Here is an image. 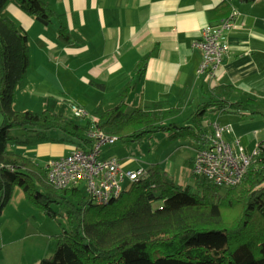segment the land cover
I'll use <instances>...</instances> for the list:
<instances>
[{
	"label": "trees",
	"instance_id": "trees-1",
	"mask_svg": "<svg viewBox=\"0 0 264 264\" xmlns=\"http://www.w3.org/2000/svg\"><path fill=\"white\" fill-rule=\"evenodd\" d=\"M17 1L43 24L57 19L58 36L64 42L80 40L50 0ZM7 2L0 0V213L19 186L29 202L48 216L57 214L51 202L65 204L71 224L56 235L54 252L38 264H264V139L254 153L247 151L239 137L226 139L229 129L224 130L226 140L238 138L244 151L252 155L235 184H218L193 169L196 152L210 143L212 128L207 131L208 123L203 121L207 110L242 108L244 112L243 101L229 99L233 87L214 86L209 98L189 113L192 118L187 124L171 120L182 113V101L170 105L156 100L149 107L126 110V96L134 86L131 81L110 96L115 104L94 107L85 124L50 109H15V92L27 82L30 45L27 32L13 18L3 15ZM148 59L149 53L138 61L139 74L145 72ZM89 124L115 134L117 140L135 141L158 130H171V136L192 134L197 148L190 158L191 174L197 189L166 179L161 165L152 163L131 180L129 189L98 203L87 191L82 192L81 185L55 187L43 165L7 146L20 140L11 133L14 128L36 131L38 138L57 129L78 139L77 143L88 144ZM36 178L47 184V193L35 187ZM69 195L76 198V203L69 200ZM152 197L162 199V204L153 207Z\"/></svg>",
	"mask_w": 264,
	"mask_h": 264
},
{
	"label": "crops",
	"instance_id": "crops-1",
	"mask_svg": "<svg viewBox=\"0 0 264 264\" xmlns=\"http://www.w3.org/2000/svg\"><path fill=\"white\" fill-rule=\"evenodd\" d=\"M16 1L8 0L2 13L27 32L30 67L27 82L15 92L14 108L28 109L31 103L17 108V92L34 94V101H41L42 110L50 109L46 98H56L55 105L63 107L60 102L66 98L56 94L61 92L73 99L67 100L70 103L68 111L71 112V104L75 103L87 107L90 115L96 106L108 108L115 104L110 96L127 81L134 82V86L126 96V110L134 106L149 107L156 100H165L170 105L193 101L196 106L209 98L214 86L227 84L233 87L229 99L243 101L244 112L242 108L238 111L212 108L216 112L208 116L207 131L211 130L212 123L221 124L219 120H225L223 124L230 125L225 138L230 141L236 137L244 139L242 142L248 148L245 133L237 129L244 128L241 125L246 113L264 114V109L260 110L258 105L264 106V0H50L57 13L64 14L67 26L79 36L80 40L73 43L64 42L58 36L57 19L43 24ZM233 9L237 13L232 27L224 32L226 51L218 75L206 80L197 71L202 55L193 41L200 37L204 26L217 24ZM148 53L145 72L139 74L137 63ZM69 75L75 76L77 81L70 88L78 89L80 94L67 90L74 80L69 79ZM79 81L83 86H78ZM81 118L76 121L85 124V117ZM20 140L16 142L25 143ZM77 145L81 143H75ZM35 148L26 145L20 153L45 167L52 158L51 153L69 152L72 147L62 150L51 144L31 150ZM196 148L195 145L194 150ZM38 159H42V163ZM122 163L133 168L131 166L138 161L128 158ZM13 192L0 213L6 224L10 219L3 211L9 204L11 206ZM16 197L26 200L24 193H17ZM10 210L20 214V210L14 208L7 213ZM1 225L0 234L4 235L6 226ZM21 239L22 236L11 234L2 240L0 264H9L11 254H14L12 264H28L29 260L38 264L49 250L48 244L24 245L25 239Z\"/></svg>",
	"mask_w": 264,
	"mask_h": 264
},
{
	"label": "rangeland",
	"instance_id": "rangeland-1",
	"mask_svg": "<svg viewBox=\"0 0 264 264\" xmlns=\"http://www.w3.org/2000/svg\"><path fill=\"white\" fill-rule=\"evenodd\" d=\"M17 2V1H16ZM19 4V2H17ZM5 14V13H4ZM3 14V15H4ZM81 76V75H80ZM69 79H74L71 81V85L67 89L68 91H72L74 94H80V91L78 89L73 88L71 89L73 84H75L77 81L75 80V76H68ZM75 82V83H74ZM78 86H83V83L79 81ZM38 93L42 94V90H37ZM58 97L60 98H66V101L62 100L63 107L61 105L56 106V98H46L49 102V107L53 111L60 112L61 114L67 115L69 118H73L75 120H81V117L74 116V113L71 108V112L68 111V105H70L69 101L73 100L71 97H68L67 93H61L56 92ZM16 104L15 106L20 108L23 105H26L30 103V106L28 109L31 110H42L41 101L36 102L34 101L36 99V96L34 94H31V92L22 93L19 94L16 93ZM44 98V97H43ZM69 100V101H67ZM85 101V100H84ZM68 102V103H67ZM182 105V114H178L174 116L171 120L178 122V124H187L191 123V116L190 112L195 108V104L193 101H183ZM172 105H176L172 104ZM259 105L260 110L264 109L263 105ZM252 107V106H251ZM251 107L249 109L251 110ZM254 108L258 106H253ZM252 107V108H253ZM87 108V107H86ZM128 108V107H127ZM16 109V108H15ZM129 110V108L127 109ZM216 112L213 109H208L205 116L203 117L204 123L207 125L209 114ZM189 115V117H188ZM210 120H213L212 118ZM245 121L243 125H241L244 128L237 129L240 133H245V139L248 143L247 151L252 152L258 142L262 141L264 139V114L262 113H246V116L243 118ZM221 124L225 122V120L220 119L219 120ZM2 122V116L0 114V123ZM49 131V132H48ZM47 132H44L40 138L37 137L36 131L34 132H28L23 131L19 129H12V134H17L19 138H24L25 143H17V142H9L8 148H11L17 152H22L23 147L26 145L29 146V148L36 147V150L40 146H44V148L50 146L52 144V147L58 148L62 147V150L67 147L74 148L75 143L78 142V139L71 138L69 136H66L63 132H58V130L50 129ZM172 132L171 130H158L150 134H145L138 140H131L127 138H120L118 139L114 144L111 145H103L101 147L102 153L101 156L103 157H109L114 156L120 158L121 161H125L128 158H132L135 161H138V164H135L134 166H131L133 168H136L137 166L142 168H147L152 163H158L161 165L162 169L164 170V176L166 179L170 181H174L176 183H179L183 186L187 184H191L192 188L196 190L194 184V179L191 174V160L190 157L194 153V146L196 144V139L194 136L190 133L186 134H176L174 136H171ZM244 142V139H242ZM50 144V145H49ZM27 148V147H26ZM43 149V148H42ZM70 149V150H71ZM31 152V151H30ZM29 152V153H30ZM68 152V151H67ZM67 152L57 153L54 154L51 153V157H56L61 154H65ZM38 162L42 163V159H38ZM34 185L37 189L41 190L42 192L48 191V187L46 183L40 182L37 178L35 179ZM132 185V181L128 178H126L123 182L122 188L123 189H129ZM81 190L85 194L86 190L83 185H81ZM17 193H24L21 189V187L17 186L14 189L13 192V199L11 206H7L6 209L3 211V215H8L10 219V223L6 224L5 219L3 217H0V223L5 225L6 228L4 229V235L0 234V248L1 244H3L2 240H6L7 237H9L11 234L14 236H22L21 240H24V245L26 244H37V245H47L49 246V250L45 253V256L51 255L57 245V238L56 235L61 232L62 228H70L71 224L65 209V204L63 203H57V202H51V205L54 207V209L57 211L56 217L48 216L47 214H44V212L41 210V208L34 206L29 202L27 198L24 200L23 197H16ZM25 195V193H24ZM152 199V206L153 207H159L162 204V199L160 198H151ZM69 200L73 203H76V198L72 195H69ZM27 201V202H26ZM22 202H24L22 204ZM16 205V207H15ZM19 207H18V206ZM18 209L20 214L14 212H8L9 209ZM0 224V225H1ZM2 227V225H1ZM0 227V228H1ZM34 232H37L34 234ZM13 252H16L15 250ZM12 252V253H13ZM11 254V253H10ZM13 256L14 254H11V258L9 261V264L13 263ZM16 257V254H15ZM20 261V258L18 259ZM39 262V261H38ZM28 264H33L30 260L28 261Z\"/></svg>",
	"mask_w": 264,
	"mask_h": 264
},
{
	"label": "built area",
	"instance_id": "built-area-1",
	"mask_svg": "<svg viewBox=\"0 0 264 264\" xmlns=\"http://www.w3.org/2000/svg\"><path fill=\"white\" fill-rule=\"evenodd\" d=\"M236 13L233 9L217 24L204 26L200 37L193 41L194 47L199 48L202 55L197 71L206 80L218 75L226 51L224 32L232 27ZM71 108L76 117L89 115L82 105L73 103ZM229 127V124L217 121L212 123V131L208 136L210 143L196 152L193 162L195 172L225 185L235 184L241 179L252 156L244 151L238 138L229 142L223 137L224 130ZM86 135L91 142L77 145L65 154L48 159L45 169L48 179L55 187L83 185L95 201L104 203L121 193L126 178L134 179L144 168H129L118 157L101 156L103 145H111L117 141L115 134L91 125L87 128Z\"/></svg>",
	"mask_w": 264,
	"mask_h": 264
}]
</instances>
